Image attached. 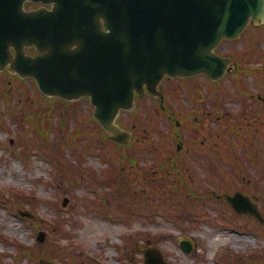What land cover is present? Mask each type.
<instances>
[{
  "label": "rangeland",
  "instance_id": "rangeland-1",
  "mask_svg": "<svg viewBox=\"0 0 264 264\" xmlns=\"http://www.w3.org/2000/svg\"><path fill=\"white\" fill-rule=\"evenodd\" d=\"M220 49L233 53L237 61L249 57V63L258 66L260 62L264 66V28L226 41ZM0 75V264H38L41 255L62 264H145L144 254L138 248L142 244L159 246L172 264H232L237 260L240 262L235 264H264L262 258L256 263L251 260L264 256V226L258 230L256 223H249L248 218L227 207L226 200L214 196V190L224 192L223 189L229 188L231 193L241 190L256 196L259 205L264 206V127L258 138L263 153L259 159L248 148L240 147L244 142L227 128L228 123L235 128L233 117L242 106H253V115L264 120L263 105L256 97L264 92V79L261 82L239 75L230 76L218 85L210 84L205 77L178 83L183 97L193 89L205 92L207 98L214 94L207 106L210 113L218 111L221 117L218 122L216 116H208V126L215 130L212 135L195 127L191 129L187 133L189 147L181 153L188 163L181 168L190 170L185 174L192 179L198 195L210 192L200 203L185 190L172 193L174 171L162 163L169 153L175 154L177 144L173 140L169 144L163 137L164 129L170 126L167 118H156L146 111L155 107L152 98L140 100L141 111L137 110L134 116L129 113L123 116L127 127L137 124L139 136L145 129L151 133L152 142L144 141L134 144L135 149L124 150L112 147L110 142H96L95 136V142L84 147L91 141L88 135L94 107L89 99L82 98L79 104L55 102L65 105L62 111H67H53L55 124L65 118L69 125V132H65L70 135L66 138L52 131L51 139L60 142L58 139L64 136L65 144H43L40 136L30 130L29 123L21 124L20 113L27 108L33 113L43 109L44 118L40 122L47 124L49 100L38 97L39 88L33 79L26 82L15 79L11 86L8 74ZM240 88L247 91L241 92ZM166 92L174 102L172 86ZM180 103L186 110L188 105ZM191 120L188 118L186 125ZM77 123L87 127L88 135L82 143L74 136ZM92 124L98 129L99 123L92 121ZM223 128L228 131L222 143L221 139L209 141V136L216 138L217 130ZM230 136L236 149L229 161L218 159L214 155L216 149L207 152L206 146L200 145L204 140L208 144H221L220 148L227 150L232 145L226 141ZM244 138L247 139L246 135ZM21 139L31 149L26 154L20 152ZM125 151L138 164L125 167L134 186L121 184L119 191L112 187L118 177L114 171L120 168L125 176L121 157ZM138 191L140 196L135 197ZM124 203L128 208L120 207ZM41 230L46 234L42 242L38 240ZM185 237L196 244L190 253L178 244ZM254 252L258 254L248 256ZM225 254L230 258L224 257Z\"/></svg>",
  "mask_w": 264,
  "mask_h": 264
},
{
  "label": "water",
  "instance_id": "water-1",
  "mask_svg": "<svg viewBox=\"0 0 264 264\" xmlns=\"http://www.w3.org/2000/svg\"><path fill=\"white\" fill-rule=\"evenodd\" d=\"M25 1L0 0V70L35 77L48 95L91 96L94 116L120 143L132 132L116 119L134 106L136 91L143 94L147 85L160 93L166 73L222 77L232 60L215 48L249 23L264 24V0H42L53 8L31 11ZM25 46L38 54L25 53ZM228 198L247 201L239 192ZM180 244L191 251L189 242ZM144 250L147 264H167L158 248Z\"/></svg>",
  "mask_w": 264,
  "mask_h": 264
},
{
  "label": "flooded vegetation",
  "instance_id": "flooded-vegetation-1",
  "mask_svg": "<svg viewBox=\"0 0 264 264\" xmlns=\"http://www.w3.org/2000/svg\"><path fill=\"white\" fill-rule=\"evenodd\" d=\"M45 5V3H42L41 1H28L25 3V7L32 9V8H38ZM48 5V4H46ZM172 78L165 77L162 86L164 87L165 84L171 83L173 85V89L176 90L177 87L174 86ZM181 80V79H177ZM175 81V80H174ZM162 87V88H163ZM166 94V93H165ZM183 92H174L171 94L172 100L174 102H171V99L168 97L170 95H165L164 100V108L162 107L161 101L158 98L155 100L159 102L162 111L158 108H156V112L158 114H162L168 118L169 121L174 122V125H170L168 129H164V135L163 137L167 138L170 142L173 140V144H183L180 151L183 150L184 144H188V132L191 131L194 127L199 130V132L205 133L208 132L210 127L208 126L209 123V108H208V98L205 93H187L185 97H183ZM180 102H184L185 105H188L187 109L184 110L183 105H181ZM190 115H193L192 117L195 119L194 126L192 125H184V121L186 120V117L188 118ZM206 115V116H205ZM201 117V119H200ZM201 133V134H202ZM196 142V141H195ZM204 142V140L202 141Z\"/></svg>",
  "mask_w": 264,
  "mask_h": 264
},
{
  "label": "trees",
  "instance_id": "trees-1",
  "mask_svg": "<svg viewBox=\"0 0 264 264\" xmlns=\"http://www.w3.org/2000/svg\"><path fill=\"white\" fill-rule=\"evenodd\" d=\"M242 70L247 73L249 77H255V80L258 79L261 82L264 78V71L261 70V67L252 66L250 64H247L242 67ZM242 90L241 92L247 91L245 88H240ZM253 106H243L241 111L236 115V121H234V129L231 130L235 132V135L238 140H242L244 142V145H248L250 149L254 150V144H259L258 138H260V131L261 128L264 127V124L262 121V117H258L257 115H253ZM264 110V108H263ZM42 112H39L36 114L34 118H32L31 112H27L21 116V123L25 124L26 122H29L30 124H33V127L36 128L37 132H39L42 135H47V124L45 122H40L41 119H43ZM37 125H35V124ZM246 135L247 139L244 138ZM102 136L105 137V134L102 133ZM257 138V139H254ZM106 139V138H105ZM236 149L235 144H232L227 150H226V156L231 157L232 156V150ZM178 175V173H177ZM176 175V177H177ZM183 184L180 183L177 188H181Z\"/></svg>",
  "mask_w": 264,
  "mask_h": 264
}]
</instances>
